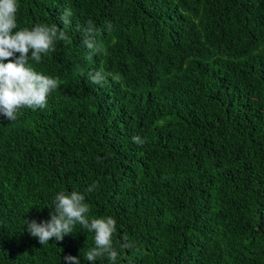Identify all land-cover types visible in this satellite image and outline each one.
<instances>
[{
	"label": "trees",
	"instance_id": "16d2710c",
	"mask_svg": "<svg viewBox=\"0 0 264 264\" xmlns=\"http://www.w3.org/2000/svg\"><path fill=\"white\" fill-rule=\"evenodd\" d=\"M19 5L18 27H62L65 8L72 23L30 61L59 81L46 107L0 116V264H92L80 225L41 245L25 221L94 181L89 215L116 219V264H264V0ZM88 20L100 54L76 30ZM99 69L104 85L88 79ZM125 233L134 247L119 249Z\"/></svg>",
	"mask_w": 264,
	"mask_h": 264
},
{
	"label": "clouds",
	"instance_id": "9594fccd",
	"mask_svg": "<svg viewBox=\"0 0 264 264\" xmlns=\"http://www.w3.org/2000/svg\"><path fill=\"white\" fill-rule=\"evenodd\" d=\"M19 7V0H0V116L9 121H14L22 109L35 111L46 107L47 97L59 86V81L37 71L30 61L41 62L43 56L56 51L57 42H67L69 38L66 29L72 23V10L65 8L60 15L62 27H58L56 23L18 27ZM106 28L107 31H112L110 21ZM76 30L83 34V47L94 54L104 51L97 41L99 30L91 20L85 25L77 24ZM110 75L99 69L89 72L88 79L95 84L104 85ZM112 79L118 82L119 77L112 76ZM132 140L137 144L145 142L139 136H133ZM98 186L94 181L83 193L76 190L57 192L52 201L53 206L49 207L50 218L42 221L26 219V230L41 245H46L53 238L55 241H62L66 235L75 233V227L80 225L93 234L94 240V246L87 249L84 258L92 264H96L98 260L102 264L105 258L109 264H116L119 256L113 241L117 229L116 219L111 215H89L90 206L86 202L85 193L94 191ZM121 241L119 249L134 247L126 233ZM63 259L66 264H81L80 256L68 254Z\"/></svg>",
	"mask_w": 264,
	"mask_h": 264
}]
</instances>
